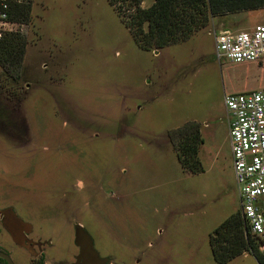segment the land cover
I'll use <instances>...</instances> for the list:
<instances>
[{"label":"rangeland","instance_id":"374dc122","mask_svg":"<svg viewBox=\"0 0 264 264\" xmlns=\"http://www.w3.org/2000/svg\"><path fill=\"white\" fill-rule=\"evenodd\" d=\"M260 23L264 8L214 18L146 51L108 0H33L31 24L14 28L28 38L23 80L0 84V209L51 239L57 260L77 253L78 223L115 264H220L210 235L241 210L224 97L263 89L264 61H220L213 33ZM193 121L201 173L170 137Z\"/></svg>","mask_w":264,"mask_h":264},{"label":"trees","instance_id":"16d2710c","mask_svg":"<svg viewBox=\"0 0 264 264\" xmlns=\"http://www.w3.org/2000/svg\"><path fill=\"white\" fill-rule=\"evenodd\" d=\"M125 22L138 46L146 51L164 49L186 41L195 32L207 27L214 18L264 8V0H155L143 7V0H108ZM33 0L15 4L11 20L22 25L32 21ZM28 38L21 30L5 33L0 39L1 86L9 82L21 83ZM170 137L178 150V159L187 171H204L199 158L203 143L197 122H187L171 130ZM214 259L226 264L232 259L253 251L260 264L264 257L252 243L241 212L232 214L210 235Z\"/></svg>","mask_w":264,"mask_h":264},{"label":"built area","instance_id":"2783aa9c","mask_svg":"<svg viewBox=\"0 0 264 264\" xmlns=\"http://www.w3.org/2000/svg\"><path fill=\"white\" fill-rule=\"evenodd\" d=\"M24 1L0 0V39L19 25L10 16L13 6ZM213 34L220 61H264L263 23L248 30L215 29ZM224 100L240 212L253 245L264 257V88L227 93Z\"/></svg>","mask_w":264,"mask_h":264},{"label":"flooded vegetation","instance_id":"af4514ba","mask_svg":"<svg viewBox=\"0 0 264 264\" xmlns=\"http://www.w3.org/2000/svg\"><path fill=\"white\" fill-rule=\"evenodd\" d=\"M7 208H13V207L9 206L0 209V251L8 254L12 258L15 264H18L15 256L17 250H23L27 254L26 262L29 264H73L76 262V257L79 254L78 246H77L78 251L76 254L73 255V259L71 261H62L49 257L46 253L47 251L46 246H48V244H51L52 240L36 235L34 233L33 226L29 231H27L25 226H18V228H15L19 232L20 236L25 240V244L27 247H22L19 244H17L13 240L11 234L7 231L4 225V222L9 220L8 217L5 216V214H2L3 211L6 210ZM13 210L16 212L14 208ZM18 217H20L24 222H28L25 219H23L21 216L18 215ZM76 225H78V223ZM76 225H75V231H76ZM6 234L9 237V239L4 238ZM2 237L4 239H1ZM0 264H9V263L6 259L0 257ZM107 264H115V263L111 259H109Z\"/></svg>","mask_w":264,"mask_h":264},{"label":"water","instance_id":"95a60500","mask_svg":"<svg viewBox=\"0 0 264 264\" xmlns=\"http://www.w3.org/2000/svg\"><path fill=\"white\" fill-rule=\"evenodd\" d=\"M2 214L8 217V221L4 222L5 228L11 234L13 240L22 247H27L25 240L20 236L15 229L18 226H25L29 231L32 225L24 222L13 208H7ZM75 243L79 247V254L76 257V262L73 264H107L108 258L100 256L99 252L94 247V241L89 232L80 224L76 225ZM0 257H3L9 264H15L12 258L5 252L0 251Z\"/></svg>","mask_w":264,"mask_h":264},{"label":"crops","instance_id":"0c3cea01","mask_svg":"<svg viewBox=\"0 0 264 264\" xmlns=\"http://www.w3.org/2000/svg\"><path fill=\"white\" fill-rule=\"evenodd\" d=\"M215 19H216V18H215ZM234 176H235V175H234ZM135 264H139V263L136 262Z\"/></svg>","mask_w":264,"mask_h":264}]
</instances>
